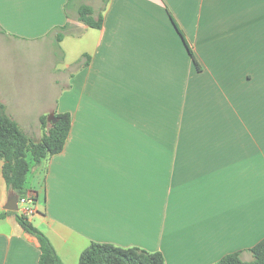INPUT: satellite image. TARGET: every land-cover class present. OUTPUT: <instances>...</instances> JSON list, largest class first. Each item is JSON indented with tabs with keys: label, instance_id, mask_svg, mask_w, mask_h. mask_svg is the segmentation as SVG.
I'll return each instance as SVG.
<instances>
[{
	"label": "crops",
	"instance_id": "0c3cea01",
	"mask_svg": "<svg viewBox=\"0 0 264 264\" xmlns=\"http://www.w3.org/2000/svg\"><path fill=\"white\" fill-rule=\"evenodd\" d=\"M71 1L0 0V42H49L62 91L35 115L40 130L6 113L36 140L42 115H71L59 153L27 156L28 220L63 264L92 242L160 251L165 264L252 260L264 237V0H93L70 12ZM80 4L101 28L78 19ZM39 257L15 215L0 219V264Z\"/></svg>",
	"mask_w": 264,
	"mask_h": 264
},
{
	"label": "trees",
	"instance_id": "16d2710c",
	"mask_svg": "<svg viewBox=\"0 0 264 264\" xmlns=\"http://www.w3.org/2000/svg\"><path fill=\"white\" fill-rule=\"evenodd\" d=\"M77 12L80 21L90 27L101 28L103 16L99 14L95 18L91 6L80 4ZM62 36L63 33L58 31L57 41H60ZM186 45L193 57L191 48ZM194 62L199 67L195 59ZM54 117L56 121L51 122L50 127L36 140L26 134L15 120L4 112V106L0 103V159L3 161V177L6 186L19 197L26 194L24 183L29 171L27 156L30 154L32 160L39 163L45 157L59 153L64 147L71 126V115L69 112H60L55 113ZM46 118V115L40 117L43 129H46ZM9 214L15 215L18 224L38 239L39 264H63L48 237L27 217L3 210L0 211V219ZM250 251V261L242 260L240 251H235L222 256L216 264H264V237L251 247ZM79 264H165V261L160 251L150 252L137 246L121 247L111 243L92 242L81 252Z\"/></svg>",
	"mask_w": 264,
	"mask_h": 264
},
{
	"label": "rangeland",
	"instance_id": "374dc122",
	"mask_svg": "<svg viewBox=\"0 0 264 264\" xmlns=\"http://www.w3.org/2000/svg\"><path fill=\"white\" fill-rule=\"evenodd\" d=\"M98 1L102 4V1ZM83 2H93V0H73L68 6L69 11H73L77 3ZM51 52L52 47L49 42L47 45L37 43L19 46L17 49L0 42V100L6 105L3 104L4 112L8 108L9 112L11 111L10 114H17L21 120L28 121L27 126L34 130H40L35 115L57 107L62 92L61 86L52 83L50 68L52 60L53 63L59 60V54L55 52L54 57H51L49 54ZM57 77L60 78V76ZM68 96L69 101H72L73 94ZM27 112L31 113L28 118ZM48 117L46 129H43L40 124L42 132L51 125ZM15 213L20 215L18 211Z\"/></svg>",
	"mask_w": 264,
	"mask_h": 264
},
{
	"label": "built area",
	"instance_id": "2783aa9c",
	"mask_svg": "<svg viewBox=\"0 0 264 264\" xmlns=\"http://www.w3.org/2000/svg\"><path fill=\"white\" fill-rule=\"evenodd\" d=\"M34 200V196L30 194H25L19 197L17 202V211L21 216L28 218L36 212Z\"/></svg>",
	"mask_w": 264,
	"mask_h": 264
},
{
	"label": "water",
	"instance_id": "95a60500",
	"mask_svg": "<svg viewBox=\"0 0 264 264\" xmlns=\"http://www.w3.org/2000/svg\"><path fill=\"white\" fill-rule=\"evenodd\" d=\"M48 120H50L51 122H55L56 118L54 117L53 114H51L50 117H48ZM18 199H19L18 194L14 192L13 190H11L3 209L6 211L16 212L18 209V206H17Z\"/></svg>",
	"mask_w": 264,
	"mask_h": 264
}]
</instances>
